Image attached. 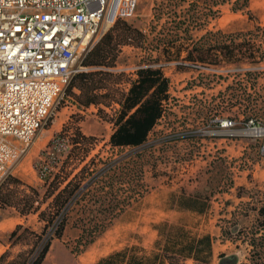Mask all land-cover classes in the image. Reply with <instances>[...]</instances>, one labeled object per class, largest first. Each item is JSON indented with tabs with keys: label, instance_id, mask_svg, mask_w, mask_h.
<instances>
[{
	"label": "rangeland",
	"instance_id": "374dc122",
	"mask_svg": "<svg viewBox=\"0 0 264 264\" xmlns=\"http://www.w3.org/2000/svg\"><path fill=\"white\" fill-rule=\"evenodd\" d=\"M195 9L199 10L198 19L192 18ZM123 20L139 28L145 37L141 45H123L116 65L109 68L124 73L119 88L127 91L130 81L138 77L137 70L148 65L163 66L170 79L171 99L142 146L147 148L145 191L78 254L71 247L79 231L70 222L63 239L52 241L45 264H104L102 259L129 248L135 257L147 262L155 253H162L168 242H189L206 231L216 233L214 256L208 263L188 258L181 264H249L250 234L239 235L237 231L242 227L249 230L256 222L253 208L263 200L264 183L256 181L264 178L263 137L252 127L264 129V0H140L135 14ZM219 44H243L245 52L249 51L245 48L255 47V54L263 59L253 62L246 53L247 59L229 62L223 51L217 50ZM189 51L194 59L204 57L206 63L198 61V65L178 69V63H193L187 59ZM214 60L221 63L213 64ZM78 65L87 68L82 59ZM252 97L261 107L258 114L250 106ZM120 108L119 103L83 107L65 91L10 175L18 180L11 185V195L19 198L25 184L38 189L40 197L34 208L21 215L17 207L2 204L6 185L0 191V242L8 246L1 264H28L35 254L37 237L25 228L46 234L61 210L44 194L40 165L36 166L38 160L46 159L41 152L48 142L71 115H77L82 131L97 138L91 156L118 157L119 149L112 148L109 140L115 129L112 119ZM225 117L235 121L233 136L223 133L220 120ZM241 130L245 134L238 135ZM57 146L66 148L60 155L59 160H63L71 146ZM171 195H202L208 206L202 213L175 207ZM6 215L20 216L19 222H6ZM17 224L24 228L13 235ZM167 264H171L169 260Z\"/></svg>",
	"mask_w": 264,
	"mask_h": 264
},
{
	"label": "trees",
	"instance_id": "16d2710c",
	"mask_svg": "<svg viewBox=\"0 0 264 264\" xmlns=\"http://www.w3.org/2000/svg\"><path fill=\"white\" fill-rule=\"evenodd\" d=\"M198 14L199 10L195 9L192 18L198 19ZM144 37L139 28L123 19L117 20L82 59V64L89 69L77 72L71 79L66 93L72 95L80 106L120 104L119 113L112 119L115 129L109 140L112 148L119 149V156L106 159L99 154L91 156L97 138L82 131L77 115H71V119L64 123L62 129L41 152L42 156L46 155V159L38 160L36 165L37 167L40 165L38 171L44 181V194L52 197L61 210L46 234L42 235L25 228V231H30L37 237V243L34 244L35 254L28 264H42L52 241L56 238L63 239L70 222L71 227L79 231L71 247L72 252L77 254L82 252L113 223L115 217L124 213L133 200L142 196L145 191L144 156L147 148L142 146L146 143L151 130L163 117L166 104L171 99L170 79L164 74L163 66L148 65L137 70V79L130 81L131 85L126 91L119 88V84L124 81V73L109 69L116 65L123 45H141ZM243 46L237 44L230 47L227 44H219L216 48L220 52L223 51L229 62L247 59L246 53L253 62L263 59V55L255 54L257 52L255 47L254 50L251 46L245 48L249 50L245 52ZM257 47L259 51L260 46ZM210 50L211 48L208 51ZM187 57L193 63H178V69L198 65V61L206 63L204 57L194 59L190 51ZM212 63L220 64L221 60H214ZM249 101L250 106L255 107L252 108L255 114H258L261 109L258 99L252 97ZM237 103L238 101L233 105ZM249 119L250 117L246 116L244 120ZM258 119L256 117V121ZM59 144L71 146L63 160L59 159L66 148L57 146ZM126 148L130 149L125 151ZM51 152L54 154L53 158ZM52 167L57 170H53ZM15 181L18 182L16 178L8 176L0 186L1 191L6 185V195L3 197L2 194L1 198L2 204L17 207L21 215L29 214L40 197V192L37 188L25 184L26 188H22L21 196L17 198L16 195H11V185ZM244 203H247L246 206L249 205V202ZM177 206L202 213L208 202L202 195H182L177 201ZM76 208L78 215L74 216ZM253 209L257 211L256 222L249 230L243 227L238 229L237 234L247 236L250 234L247 240L251 247L249 264H264V191L261 204ZM22 228H24L22 224H17L13 235H17ZM222 231L224 234V228ZM228 233L230 235V231ZM210 256L212 237L207 234L189 242L180 239L168 242L164 245L162 253H155L147 262L133 256L127 264H156L157 261L159 264H167L168 260L171 264H181L182 260L188 258L208 263ZM122 259L123 257L117 256L113 258L112 255L102 259V263L122 264Z\"/></svg>",
	"mask_w": 264,
	"mask_h": 264
},
{
	"label": "built area",
	"instance_id": "2783aa9c",
	"mask_svg": "<svg viewBox=\"0 0 264 264\" xmlns=\"http://www.w3.org/2000/svg\"><path fill=\"white\" fill-rule=\"evenodd\" d=\"M140 0H0V186L54 113L80 59ZM226 136L235 121L220 120ZM263 137L264 131L252 127ZM243 135L242 130L237 133Z\"/></svg>",
	"mask_w": 264,
	"mask_h": 264
},
{
	"label": "crops",
	"instance_id": "0c3cea01",
	"mask_svg": "<svg viewBox=\"0 0 264 264\" xmlns=\"http://www.w3.org/2000/svg\"><path fill=\"white\" fill-rule=\"evenodd\" d=\"M256 176L258 177V175H256ZM262 179H264V178H261V179L260 178H257L256 181L258 183L262 184V183H264L262 181ZM171 197L172 198H175L174 199V205H175V207H178L177 206V201H178V199H180L181 196H179V195H171ZM199 216H201V215H199ZM204 217H203V221H204ZM19 219H20V216H17V215H6V222H9V220H10V221H13L16 224L17 222H19ZM207 234H210L211 237H212V256H210V258H211L215 254V247H214L215 238H214V236H216V233H213L212 231H206V232H204L202 234H198L196 237L194 236L193 238H196L197 239V238L202 237L203 235H207ZM190 238L191 237H189V239ZM7 248H8V246H6L4 243H1L0 242V261L2 259V256L4 255V253L6 254V249ZM117 251H119V252H116V254L113 255V258H115L116 256L117 257H121V258L123 257L122 264H127V262L129 261L130 257H133L134 256L132 254L130 248L127 250V252H126V250L125 251L117 250ZM124 254H126V256H124ZM47 259H48V256H46V258L44 259V262L42 264H45L47 262ZM0 264H1V262H0ZM120 264H121V262H120Z\"/></svg>",
	"mask_w": 264,
	"mask_h": 264
},
{
	"label": "bare ground",
	"instance_id": "6f19581e",
	"mask_svg": "<svg viewBox=\"0 0 264 264\" xmlns=\"http://www.w3.org/2000/svg\"><path fill=\"white\" fill-rule=\"evenodd\" d=\"M262 131H264V129ZM249 132H251V131H249Z\"/></svg>",
	"mask_w": 264,
	"mask_h": 264
}]
</instances>
